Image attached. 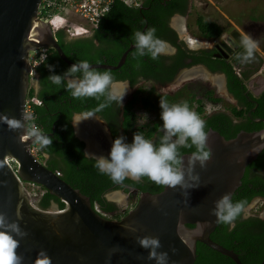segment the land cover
Returning a JSON list of instances; mask_svg holds the SVG:
<instances>
[{"label":"water","instance_id":"obj_1","mask_svg":"<svg viewBox=\"0 0 264 264\" xmlns=\"http://www.w3.org/2000/svg\"><path fill=\"white\" fill-rule=\"evenodd\" d=\"M41 3L0 0V117L21 122L20 127L11 128L6 120H0V215L5 219L0 230L11 231L5 226L14 222L23 233L13 232L22 264H44V259L49 264H155L148 258L150 249L139 243L144 237L159 238L156 251H167L168 264H195L198 242L243 264L237 252L211 237L219 224L212 210L219 198L225 193L232 197L241 185L247 165L264 147V126L240 130L230 138L210 128L207 144L211 158L203 167L199 161L190 165L193 152L183 153L178 166L183 173L182 185H164L155 193L141 191L136 205L120 218L103 215L88 195L31 152L36 136L29 135L25 119L31 85L30 52L53 47L64 61L76 63L63 50L50 23L39 16ZM240 36L237 29L231 31L237 42ZM133 48L131 44L115 65L90 63L91 67L118 68ZM262 81L264 85V77ZM77 113L95 121L92 129L98 126L90 131V125H85L89 129L85 133L74 125L77 136L96 143L102 137L109 146L99 149L107 157L113 142L107 125L98 114ZM85 151L89 156L95 154L87 150V142ZM25 181L42 184L66 206L59 208L54 202L53 207L41 208L32 202ZM114 193L109 191L107 195ZM260 264H264V258Z\"/></svg>","mask_w":264,"mask_h":264},{"label":"trees","instance_id":"obj_2","mask_svg":"<svg viewBox=\"0 0 264 264\" xmlns=\"http://www.w3.org/2000/svg\"><path fill=\"white\" fill-rule=\"evenodd\" d=\"M142 5L143 7H153V9H155V7H160V9L167 10L168 14L174 12L182 13L186 9L184 3L183 5L176 7L177 3H175L174 0H144ZM148 12L149 9L146 10L143 8L142 10V6L130 7L121 0H115L110 11L103 16L99 26L95 29L94 36L101 41H114V39L111 38L114 35L118 36L119 34L116 30H112L116 28L122 32L124 31L126 24H131L135 28V31L141 30L142 27L139 26V20L142 16H140V14H147ZM43 15L44 14H41V17ZM133 16H137V18L133 19ZM143 19L140 20V25L142 26L144 25ZM149 21L150 26L153 25V27H156L155 19L152 18L149 19ZM196 25L200 35L204 37H218L223 32L222 25L212 19L206 18L202 13H197ZM62 31L63 30H59L57 32L60 34ZM109 32H111V34ZM61 44L68 57L73 61L78 62L79 60L84 59L90 61L89 58H93L90 54L88 55L84 50H81L86 47L85 43L81 47L78 46L80 49L78 48L75 50V47H66L62 41ZM135 51V49L130 50L128 57ZM119 54H121V51ZM175 56L176 60L180 59V50ZM148 57L147 60L144 56H139L136 59H139L142 63H147L148 60H151L152 62L157 61L159 63V59L162 56H159L157 59H152L150 56ZM70 66L69 63L60 57L56 50H53V52L36 67L37 70L42 73L44 89L43 92L39 94V97L43 99V102L34 105V121L40 129L39 132H41L42 135L49 137L51 140L49 144L41 146L39 158L52 170L59 171L61 176L72 186L80 189L82 193L88 195L93 205H97L103 215L110 218H120V216L128 211V208H126L125 211L123 210V212H118V206L114 202L105 198V192L121 188L129 192L130 186H134L139 188L140 191H150L155 193L161 190L163 185L151 181L146 176L141 177L139 181L125 178L122 183L116 184L113 183L108 176L99 173L94 167L95 157L85 155L84 142L76 137L74 133L72 115L77 112L99 113L111 126L114 137L119 136L120 128L124 137L130 132H141L148 139H154L153 144L158 147L161 142L160 138L164 134V131L161 128L163 122L154 121L145 124L144 127L137 126L136 120H131L134 116V106L138 102H141L147 108L156 109L158 107L157 103L160 99L170 104L182 101L167 94L162 95L158 93L156 96H151V91L144 96L142 95V90H144V88H140L123 106V120H118L120 119V108L117 107L115 101L108 102L106 95L73 98L70 95L69 90L63 86V82L62 85L57 86L50 81L49 77L51 75L63 76ZM95 69L101 72H111L114 79L127 78L131 80L132 84L137 82L136 75H115V70H111L110 68L103 69L97 67ZM161 71H163L162 77L165 81L172 78L175 69L165 67ZM143 73L146 75L145 77H154L155 79H158V77H156L158 74H155V72L150 69L144 70ZM227 73L229 77L228 85L230 91L238 97L241 102H246L247 108L250 109L252 103L248 102L243 94V91L246 89V77H241L229 69L227 70ZM78 75H80V73ZM56 94L61 96V99H56ZM32 95H34V88L31 87L29 89L28 97ZM206 99L216 103H219L221 100L220 97L214 95L213 90L206 92ZM255 99L263 106L264 92ZM183 101H186L189 104V107L196 111L200 116L204 114L205 102L203 98H198L193 94L191 97ZM101 105L105 106L101 108ZM245 111L246 110L237 109L235 106L233 107V113L237 116H243ZM252 115L254 117L259 116L258 110ZM207 117L208 118L205 120L206 130L214 128L226 138L235 136L242 129L253 130L263 127L262 123L258 124L256 120L251 117H247L246 120H230V117L225 112L215 113ZM195 150V146L191 145L190 141L184 146H178L179 161L183 153L194 152ZM251 163L264 168V149ZM178 166L179 163L176 167ZM249 181L252 180H247L246 178L244 184L239 186L231 197L233 202H240L242 204V211L234 221L235 226L230 229L227 224L219 223L211 233V237L215 241L237 252L243 264H260L264 258V220L255 215L258 212H253L254 215H250L246 218L242 217V212L243 207L247 205L255 195H264V190L260 187L262 181L256 180V177L255 182H252L253 184H250ZM52 202H56L59 208H64L66 206L65 202L51 194L47 189L37 200V204L44 209L49 208ZM134 202L135 203H132V206L136 204V201ZM190 226L192 225L190 224ZM195 264L236 263L228 255L207 246L203 242H198Z\"/></svg>","mask_w":264,"mask_h":264},{"label":"flooded vegetation","instance_id":"obj_3","mask_svg":"<svg viewBox=\"0 0 264 264\" xmlns=\"http://www.w3.org/2000/svg\"><path fill=\"white\" fill-rule=\"evenodd\" d=\"M175 3H177L176 7L180 5H186L185 11L181 12H174L172 14H168L167 10L160 9V7H153L150 6H142L146 10L149 9V12L146 13H141L140 16H142L141 19L144 21V25L141 24V19L139 20V26H141V30L143 31L148 27H153V25H149L150 21L149 19H155L156 20V27L155 30V35L159 38H161L163 41L167 42L171 47L169 49L170 54H162L160 56V62L158 63L157 61L152 62L151 60H148L147 63H142L140 62L139 59H136L139 57L138 55L132 53L129 57V53L126 57L125 62L118 68L111 69L115 70V75H136L137 82L132 84L130 79L127 78H118L115 79L116 82H123L127 81L128 82V88L129 90L126 91V94L123 97L122 104H118L115 102L118 108H120L119 111V116L120 119L118 120H123V106L128 102L129 99L133 97V95L137 92L138 89L144 88L142 90V95L148 94L150 91L152 92L150 95L151 96H156L158 93L164 95H170L173 98L183 101L191 97V95L196 92L195 90V84L190 81L187 82L189 78H183L180 80V83L175 86L172 85L170 88L167 86V84L171 83L174 81L176 78L179 77L180 73L183 72L184 70H187L188 68H192L188 70V72H193L196 75L199 74L197 78H195V83L197 84H202L204 85V93L206 94L207 91L213 90L214 95L218 96L221 98L219 103L216 102H211L206 99L205 97H200L197 96L198 98H203L205 102V107H204V114L201 115V118L206 120L209 115L219 113V112H225L228 114L230 117V120H246L247 117H251L252 119L256 120L258 124H261L264 126V105L262 106L260 102H258L255 98L260 96L264 92V85H263V77H264V63H263V58L261 57L260 53L257 51L255 54V59L252 60L249 63L241 64L237 59V55L243 52L242 45H240L239 42L233 39L231 37V31L234 29H230L226 31V28L223 27V32L221 35L218 37H204L201 35L202 38L208 39L209 41L206 42L207 44H204L202 41H200L195 35V33L189 31L190 24L187 21L189 15L192 13V8L194 6L193 0H174ZM174 16H179L183 18V22L179 26H174L172 23ZM133 19L137 18V16H133ZM124 31L117 30L114 28L112 31H115L119 34L118 36H113L111 39H114V41H101L98 38L94 36L95 31L91 33L90 35H85V36H72L70 35L67 31L63 30L60 34L58 32H55V37L59 41L60 45L61 41L66 45V47L71 48L75 47V49H78L79 47L83 46L84 43L86 44L85 48H82L81 50L86 52V54H90L93 58H89L90 61L89 63H108V64H117L121 55L123 52L131 45L134 44V38L133 34L135 31V28L131 24H126L125 25ZM158 26V27H157ZM240 33H245L239 28H235ZM128 31V32H127ZM247 32H250L249 30H246ZM111 34V32H109ZM114 34V33H112ZM187 36H186V35ZM248 34V33H247ZM200 35V34H199ZM109 36V35H108ZM193 36V37H192ZM252 37H255L254 35H251ZM189 38L191 40L198 41V45L193 46L191 45V41H189ZM81 41V42H79ZM194 41V42H195ZM234 43H233V42ZM117 42V43H116ZM201 44H200V43ZM237 43L238 46L235 45ZM204 44V45H203ZM79 46V47H78ZM45 49L47 52V56L50 53L53 52V50H56L53 47H39L34 50H42ZM63 48V46H62ZM80 49V48H79ZM135 49V47L133 48ZM32 50V51H34ZM64 50V49H63ZM132 50V49H131ZM180 50V59L176 60V54ZM31 51V52H32ZM57 51V50H56ZM65 51V50H64ZM121 51V54H119ZM73 52V51H72ZM45 58V59H46ZM129 58V59H128ZM144 58L147 60L149 57L148 55L144 56ZM44 59V60H45ZM43 60V61H44ZM165 67H171L174 68V74L172 78L168 80H163L164 78L162 77V72L161 71ZM103 69H109V68H103ZM152 70L155 72V74H158V79H155L154 77H145L146 75L143 73L144 70ZM232 70L233 72L237 73L239 76H245V91H243V94L245 95V98L248 100V102H251L252 105L250 109L247 108L246 102H241V100L236 97L229 89L228 81V73L227 70ZM79 74V73H78ZM74 74L76 78H79L80 75ZM195 74L191 77H196ZM215 75L218 76L216 77V81L213 82L210 76ZM181 76V75H180ZM203 78V81H198L197 79ZM71 78V77H69ZM262 78V79H261ZM42 73L37 70V68L34 70L33 74L31 75V85L30 88H34V95H36L41 103L43 102V99L39 97V94L43 92L44 89V84L42 82ZM187 80V81H186ZM149 81L152 83V86L147 88L146 86L143 85V82ZM120 83H116V85H119ZM166 85V88H163L161 86ZM200 86V85H199ZM159 88V90L157 89ZM153 90V91H152ZM122 92V90L120 91ZM259 92V93H258ZM29 94V92H28ZM119 94V93H118ZM196 96V95H195ZM56 99H61V96L55 95ZM160 101V100H159ZM159 101L157 104H159ZM141 106L145 109L149 110H155V108H147L145 107L141 102ZM137 105V104H136ZM134 106V116L131 118V120H139L138 116L136 115L135 112V107ZM236 107L237 109L240 110H246L243 114V116H237L236 114L233 113V107ZM258 110V115L259 116H253L252 114ZM92 114H98L101 119L104 121V123L107 125L110 134L112 136V140H114L116 137H114L112 128L109 125V123L106 121V119L99 113H92ZM248 115V116H247ZM85 120V119H84ZM151 120H161L160 118H153ZM221 120V119H218ZM84 123L83 125H85ZM73 128H74V133L77 136L75 132V126L72 122ZM162 128V127H161ZM258 129H253V130H259ZM97 130V129H96ZM163 130V128H162ZM245 130V129H242ZM101 131V129H99ZM164 131V130H163ZM251 131V130H249ZM102 133V132H101ZM100 133V135H101ZM119 136L122 135L123 133L120 128ZM80 140L84 142V152L86 153V142L85 140L81 139L78 137ZM176 137H173V140ZM102 137H100V142ZM152 142H154V139H151ZM101 145H99L100 148H105V146H109L108 142H101ZM264 149V147H263ZM263 149L259 152V154L263 151ZM101 150V149H99ZM103 152V151H102ZM102 152L98 153L95 152L94 155L101 154ZM94 153V151H93ZM258 154V155H259ZM93 155V156H94ZM89 156V155H87ZM91 156V155H90ZM258 157V156H257ZM255 177L256 180L262 181L260 184H262L260 187L261 189L264 190V168L258 167L256 165H253L252 163L248 164L244 175L241 180V185L244 184L245 179L247 180L251 179L252 181H249L250 184H253L252 182H255ZM164 186V185H163ZM123 188H121L122 190ZM130 191L126 192L129 194V196L135 197V199L138 200L139 193L141 192L139 188L130 186ZM137 190L136 193L133 192V190ZM118 189L110 190L113 192H117ZM120 190V189H119ZM160 191V190H159ZM109 191L105 192L104 196L107 200L114 202L117 206L118 212H123L125 211L126 207L120 208V203H117L116 196L115 194H112L110 197L107 195ZM119 193V192H118ZM136 200V203H137ZM135 202H133L134 204ZM251 204V205H250ZM58 205V204H57ZM136 205V204H135ZM134 205V206H135ZM132 206L131 208H133ZM258 207V213L257 215L259 218L264 220V195L263 194H257L255 195L252 200L243 207V212H242V217H249L250 215H254V213L250 210L252 207ZM130 208V209H131ZM129 210V209H128ZM121 217V216H120Z\"/></svg>","mask_w":264,"mask_h":264},{"label":"clouds","instance_id":"obj_4","mask_svg":"<svg viewBox=\"0 0 264 264\" xmlns=\"http://www.w3.org/2000/svg\"><path fill=\"white\" fill-rule=\"evenodd\" d=\"M155 32L154 27L134 32L136 55H148L152 59H157L162 54H170L169 49L171 46L157 37ZM239 43L242 45L243 52L238 54L236 59L241 64L254 60L255 54L258 51V40L249 34L242 33ZM76 73H80L79 78L75 77L74 74ZM49 79L57 86L62 85L63 82V86L69 90L73 98L106 95L108 102L115 101L120 105L128 88V82L123 81L121 82L122 92L116 93L114 89L117 82L112 73L109 71H97L91 67V64L86 59L73 63L63 76L51 75ZM104 106L101 105V108ZM160 108V119L163 122L162 128L164 134L160 138L161 142L159 146H154L152 140L148 139L141 132H135L130 143L126 141L124 136H117L112 142L107 157L100 155L94 158V167L99 173L108 176L116 184L122 183L125 178L139 181L141 177L146 176L157 184L169 186L182 185L183 173L176 167L179 163L178 146H184L188 141L196 149L191 154L189 164L192 165L196 161H199L202 167L205 166L206 161L212 155L211 149L207 144L209 131L206 130L205 120L190 108L186 101L170 104L160 99ZM91 114L86 113L84 116H90ZM27 118L28 114H25V119ZM81 119L82 115L79 113L72 115L74 125H77ZM0 120H6L11 128L21 126V122L18 119L0 117ZM31 134H35L36 140L39 141L41 146L51 142L49 137L37 133L35 128L31 130ZM174 136L176 138L173 140ZM37 157L39 158V156ZM56 172L61 175L59 171ZM44 188L47 189L46 187ZM212 211L217 217V222L227 224L231 229L235 226L234 221L242 211V204L240 202H233L231 194L225 193L215 202V208ZM0 224H5L3 215H0ZM5 227L11 229V231L0 230V264H22V258L16 251L18 240L13 235V232L21 235L23 233L20 232V229L14 222ZM139 243L142 247L150 249L148 258L154 259L155 264H168L167 251H156V249L160 248L158 237H144L139 240ZM44 264H49V261L44 259Z\"/></svg>","mask_w":264,"mask_h":264},{"label":"rangeland","instance_id":"obj_5","mask_svg":"<svg viewBox=\"0 0 264 264\" xmlns=\"http://www.w3.org/2000/svg\"><path fill=\"white\" fill-rule=\"evenodd\" d=\"M194 6L192 8V13L189 15L187 21L190 24L189 31L190 33H195L196 37L202 41L204 44H207L208 39H204L199 35V30L196 25V17L197 13H202L205 15L206 18L212 19L222 25L224 28H226V31L233 29V28H239L242 31H244L246 34L254 35V39L258 40V52L260 53L261 57L263 58L264 63V0H193ZM183 22V18L179 16H174L172 23L174 26H179ZM246 30H249L250 32H247ZM186 35V34H185ZM187 36V35H186ZM193 37V36H192ZM203 44V45H204ZM192 69V68H190ZM189 68L187 70H184L180 73L179 77L176 78L171 83L167 84L170 88L173 86L176 87L177 84L180 83V80L183 78H189L190 79L187 82L192 81L195 85L194 94L196 96L205 97L204 93V85L195 83V78L199 76V74H195L193 72H188L190 70ZM195 74L196 77H191ZM213 82L216 81V77L218 76H210ZM198 81H203L204 79L201 77L197 79ZM119 85H115L114 91L116 93H121L122 90L121 82ZM143 85L149 88L152 86V83L149 81L143 82ZM200 85V86H199ZM163 88H166V85L161 86ZM159 90V88H157ZM129 88H127L126 91H128ZM160 91V90H159ZM136 115L138 116L139 120H136V125L144 127L147 123H152L154 121H158L162 123V120H151L153 118H160V101L158 104V107L155 110H147L143 108L140 104V102L137 103L135 107ZM95 115V114H93ZM83 125V124H82ZM86 125V124H85ZM89 125V123H88ZM94 126V125H93ZM91 127V131L98 129V126L94 127L92 129V125L88 126ZM85 126H81L80 129L83 130ZM89 130L87 127L85 128V133H87V130ZM135 132H130L125 136V139L127 142H131L133 138V134ZM94 141V139H93ZM96 144V146H95ZM95 147H98L97 143H94ZM25 185L27 189L29 190V193L32 194L33 190L36 188L30 185L28 182H25ZM119 192V193H118ZM116 196L117 203H120V208L126 207L130 208L132 206V203L136 201L135 197L129 196L128 193H126L123 189L117 190V192L114 193ZM54 202H52L50 207H53ZM251 205V204H250ZM49 207V208H50ZM252 212H258V207H252L250 209Z\"/></svg>","mask_w":264,"mask_h":264},{"label":"built area","instance_id":"obj_6","mask_svg":"<svg viewBox=\"0 0 264 264\" xmlns=\"http://www.w3.org/2000/svg\"><path fill=\"white\" fill-rule=\"evenodd\" d=\"M130 7H139L144 0H121ZM115 0H42L38 14H44L43 19L47 20L54 32L65 30L72 36L90 35L99 26L101 19L105 16L113 6ZM47 52L42 50H34L30 53L31 75L36 67L46 58ZM41 101L36 95L27 97L25 111L28 114V131L35 128L37 133L40 131L37 123L34 121L35 112L34 105L40 104ZM41 145L36 140L31 146V152L39 156ZM35 187L30 196L33 203L45 193L46 189L35 182H28Z\"/></svg>","mask_w":264,"mask_h":264},{"label":"bare ground","instance_id":"obj_7","mask_svg":"<svg viewBox=\"0 0 264 264\" xmlns=\"http://www.w3.org/2000/svg\"><path fill=\"white\" fill-rule=\"evenodd\" d=\"M189 41H191V45H193V46H196V45H198V41H195V40H191L190 38H189ZM195 41V42H194ZM200 43V42H199ZM201 44V43H200ZM93 122H95L94 120H84V118H83V116H82V119H81V121L77 124V127H78V129L80 130V131H83V130H81L80 129V127L81 126H83L82 124H84V123H86V125H88V123H89V125H91V124H93ZM95 124H97V123H95ZM85 126V125H84ZM90 131H91V129H90ZM87 141V150L88 151H94V152H98V153H100V152H102L103 150H99V145H101L100 143H99V141H100V138L97 140V144H98V147H95L96 146V144H95V146H94V143H96V142H93V139H91V138H87L86 139ZM101 142H103V140H101ZM100 155H104V154H100Z\"/></svg>","mask_w":264,"mask_h":264}]
</instances>
